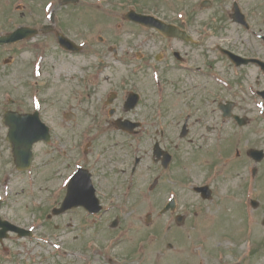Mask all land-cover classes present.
Returning a JSON list of instances; mask_svg holds the SVG:
<instances>
[{
    "label": "rangeland",
    "instance_id": "rangeland-1",
    "mask_svg": "<svg viewBox=\"0 0 264 264\" xmlns=\"http://www.w3.org/2000/svg\"><path fill=\"white\" fill-rule=\"evenodd\" d=\"M106 28L110 30V33H113L116 27L115 24H112L106 26ZM130 29L131 26L128 25L122 27L120 31L123 35L122 39H130L131 34L125 33ZM95 35L96 33L92 35L93 39H95ZM124 42L122 40V43ZM49 50L51 53L46 59V65L44 64V70H46L44 73H46L45 75L44 73L42 74L43 80H40L42 89L38 91L36 98L41 97L45 107L44 114L47 119L53 122L56 135L62 140V143H59L61 150L58 151L57 159H55L50 157L49 151L43 146L47 155L41 153L38 157L36 155L33 171L21 173L14 168L10 154H6L0 148V194H4V199H6L3 202L1 213L21 226H31L30 228L33 229L34 234L33 238L23 239V241L16 238L5 241L0 247V264H107L104 261L106 255L103 252L110 251V244L113 239L109 242L107 240L115 231L109 232L108 223L105 225V223L101 224L99 221H91L89 217L86 218L84 216L85 214L80 209L53 217L50 220L44 217V212H48L49 207H51L50 204L54 201L53 198H49V195L52 196L55 193L57 196L56 203L59 202L64 192V180L69 174V158H66V155L63 154V149L69 145V127L66 126L60 114L69 110V78L74 81V74L81 77V65L86 63L83 57H69L56 53L57 51L53 48ZM6 53L5 51H0V108L2 109L6 104L7 95L17 98L19 100L18 104H33V98L30 101L29 96H26V86L21 85L19 82V70H14L16 65L11 68L2 66V59L8 55ZM209 55L211 54L209 53ZM12 56L14 60H19L20 55L13 54ZM26 58H28L27 55H25L24 59ZM209 59L206 58L202 61L209 62ZM230 77L232 76L230 75ZM237 78L233 76L232 79H229L235 82ZM222 79L223 81H228L227 76ZM254 79L255 81L258 79L260 84L264 81L257 77L253 70L247 71L244 80L245 83L250 81L248 90H251ZM195 81L196 83L201 82L202 85L201 91H198V103L202 107L204 119L208 121L202 123L200 130L204 135L201 134L195 144L186 143L181 145V156L184 157L185 168L180 165L177 167L176 172L182 174L181 170L184 168V180H188L193 184L205 181L212 182V185L216 188V195L211 201H204L199 195L190 190L188 186L186 187L185 185L184 189L183 182L180 187L175 186L179 190L180 199L187 207L185 222L186 230H188V227L189 230L186 235L190 237L193 234L194 237L187 241L182 239V242L172 251L166 249V243L173 241L172 231L168 234L161 233L157 236L159 239L156 241L155 239L144 240L147 233L155 231L152 226L157 223L154 220L150 224H146L145 215L151 212L153 217H155L154 211L161 203L159 199L157 205L151 200L150 204L148 201H144L142 204L139 202L140 208L133 214L135 221H123L119 225L120 227H125L127 231L121 238L120 244H114L113 248H116L117 253H125L127 249L134 248L136 243L142 240L144 241V252L142 255H133L132 253L119 254L120 257L127 255L129 257L142 258L144 264H174L172 259H175L177 264L179 257L180 262L178 264H184L181 262L182 258L187 259L185 262L191 264H218L215 258L208 254L210 252L215 253L218 249L217 247L222 248L225 245L227 252L234 249L235 254L240 251L243 243L241 235L244 229L241 200L245 183L251 182L246 170L254 165L246 155V151L251 147L264 149V111L258 107L259 101L257 102L254 99L256 102L252 104L249 97L235 92L234 99L239 100V105L244 103L239 110L247 109L245 112L249 118V123L239 130L235 129L229 122L222 125V139L217 140L213 137V132L207 131L215 125L211 119V116H215L212 112L213 105L206 101L209 97L206 96L205 90L211 88L212 97H214L213 82L208 77H202ZM177 85L178 89L182 90L184 86L191 87V78L187 74H183ZM171 86L172 84L169 85L170 88ZM151 88L152 85L147 88L149 101L153 99ZM218 88L222 89L221 87ZM218 91L221 92L220 90ZM253 94L251 93V95ZM227 96L229 95L227 94ZM73 98L74 96L72 101ZM170 99L169 115L177 120L180 117V108L178 106L181 105V96H176L169 92ZM236 150L239 151V156H236ZM46 158H48L47 161ZM211 166H213L212 171H210ZM257 167L260 174L258 188L256 192L250 191V193L257 195L256 198L260 203V208L258 209L259 224H257L259 234L256 232L254 234V240L260 242L258 249L260 253L258 254L256 251L248 260L249 264H263L264 261V236H262L264 227L260 223L262 217H264V158ZM146 169L145 165L141 167L136 178L135 190L139 189L142 192V188L148 178L145 177ZM51 172L52 174L55 173V175H51ZM211 172H215L214 176H209ZM250 189L252 188L250 187ZM154 196L157 197L156 195ZM138 199L140 200V198ZM37 202L40 203L38 206L41 207L43 213V219L41 218L40 220L34 217L36 213H33V205L37 206ZM195 218L199 223L194 224L191 228L190 225L195 222ZM201 232L216 233L218 236H211L210 239H206L205 237H200L203 234ZM222 233L227 234L231 240L224 244V241L220 239L221 235H223ZM94 239L100 244L96 247L92 245L91 249H89V245L93 243ZM219 239L222 241L221 245L216 244V242L220 243L218 242L220 241ZM195 241L205 242V248L202 252L203 257L198 258L196 256V260L194 259L195 253L190 251L189 246V243ZM21 245L23 246L21 247ZM3 247L9 249L1 250ZM23 247L29 249L26 250ZM16 249L17 251H15ZM177 249L178 252H176ZM14 252L16 257L14 261H11L10 257ZM116 252L113 251L111 255ZM187 253L194 257L190 258ZM235 254L227 255L226 259H234Z\"/></svg>",
    "mask_w": 264,
    "mask_h": 264
},
{
    "label": "flooded vegetation",
    "instance_id": "flooded-vegetation-1",
    "mask_svg": "<svg viewBox=\"0 0 264 264\" xmlns=\"http://www.w3.org/2000/svg\"><path fill=\"white\" fill-rule=\"evenodd\" d=\"M94 1L95 2H91V0H80L76 5H69V3H66L65 6L61 5L62 2H60V0H26L25 2H22V6L14 8L16 13H18L16 18V21L20 23L18 25H26L30 26V28L38 29V33L46 32L44 35H50V38H48V41L40 40L38 38L41 37V35H38V38L32 41H22L21 44L17 43L9 45L12 48L26 45L49 47L52 44V36L55 38L54 32L59 31L67 37L70 36L74 42L87 43L88 45L81 48V51L87 50L90 45L94 46L96 57L95 63L86 68L83 76V87L81 88V93L83 95L81 134L90 144H106V151L95 150L85 154L86 163L89 167L91 166L90 168L92 171L94 165H99L98 162L112 157L116 159L119 158L114 151V145L121 140L123 134V132L115 126V120L118 118H132L133 121L141 122L140 127L135 134V140L137 141L148 144H153L155 141H158L164 149H167V144L170 142V127L167 114L162 113L161 119H159V116L155 117V114L153 115L147 110L152 104L149 102L150 99L148 94L144 92L143 85H139L138 81H136V84L139 86L136 87L135 91L139 93V99L134 108L130 111H126L124 106L125 96L123 95L125 88L123 87L121 70L116 64L118 58L115 55H108V51L115 52V48L112 46L94 44L95 41H92V39H85L84 34L87 32L103 31L109 39H105L104 36H97L96 40L101 42L112 40L111 38H113L114 41H117L118 35L116 32L114 35V33H110V30L106 28V26L112 25V23H110L111 19L108 18L109 16L103 14H114L116 9L104 7L106 5H112L115 8L121 9L125 5L124 1H131L132 7L137 12L146 14L150 12H148V9L143 6L135 8L139 5L137 0ZM250 1L253 3L256 2V0H241L242 7L244 8L245 6L246 10H249ZM49 4H51V8L46 12L45 7ZM91 5L96 7H90ZM220 8L222 13L219 14V16H216L214 22L208 24L207 32L211 31L212 33L211 35H206V37L211 38L213 42H218L227 47L241 42L248 47L250 42L248 36L245 35L244 30L235 31L234 29L228 28L224 16L226 2H223ZM125 11H127V8L120 13L122 19ZM179 11L183 14L173 13L172 16L164 17L163 20L176 26L179 30L187 32V35L191 39L187 40L173 36L164 39L162 42L163 44L160 46H157L154 40H149L146 44L141 45L143 49V57L141 61L150 62L149 59L151 58L158 60L161 56L159 52L163 53L161 61L164 64L161 67V71L167 75L173 73L177 69L176 58H180L179 55L184 59L189 58L190 60H194L195 51L202 45L203 33L202 24L198 18L199 11L192 3H187L186 1L181 4ZM48 14L50 15L47 20ZM8 17V15L4 17V21L7 25L9 22ZM248 17H253L255 25V21L259 22L260 20H264V12H258L257 16L249 13ZM128 22V26L134 27L136 30H141L149 38L156 36L162 37L154 29L146 30L138 23L130 20H128ZM116 26H121V23H117ZM41 28L48 30L45 31ZM6 31L8 30H0V32ZM69 33L71 35H69ZM47 36H43V38H47ZM53 43H55L54 40ZM262 46L258 45V48H260L261 51H264ZM155 47H157L158 50L152 55L151 53H153V51L151 49ZM11 57L12 54L10 53L8 58L12 59ZM130 59L131 56L127 55L121 57L120 61L130 62ZM20 64L24 69L25 63L20 60ZM23 69L21 70L22 75L25 74ZM150 69V67H146L142 72V75L147 79L151 77V71L153 69ZM186 116L187 118L189 117L188 114H186ZM191 118L189 134H191L192 126L198 120L194 114ZM172 138L174 139L173 136ZM188 140L192 141L191 138H188ZM130 174L134 175L135 172L132 170Z\"/></svg>",
    "mask_w": 264,
    "mask_h": 264
}]
</instances>
